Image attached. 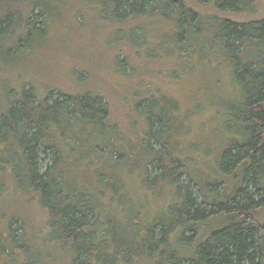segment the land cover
Returning <instances> with one entry per match:
<instances>
[{"label": "trees", "instance_id": "16d2710c", "mask_svg": "<svg viewBox=\"0 0 264 264\" xmlns=\"http://www.w3.org/2000/svg\"><path fill=\"white\" fill-rule=\"evenodd\" d=\"M192 1L214 3L227 13L245 6L242 0ZM50 2L0 3V62L17 57L36 39L45 37L51 17ZM104 5L113 6L121 19L176 14L178 36L184 35V40L189 33H201L200 14L177 0H108ZM22 8L28 11L27 16ZM165 9L169 15H165ZM213 23L217 26H211L214 32L210 48L216 46L226 55L239 88L237 103L228 105L231 112L227 114L230 123L238 127V139L228 143L216 175L207 183L193 182L168 152L169 144L163 134L172 123L162 114V98L151 95L134 109L143 116L146 126L137 154L131 142L124 144L125 138L110 122L109 109L100 96L62 94L54 99L49 92L41 98L28 83L22 81L13 88L16 78L8 74L4 77L5 88L0 94V98L4 97L0 102V178L5 166L11 165L13 184L36 200L46 214L45 230L49 235H44L43 242L47 246L59 245L58 250H51L61 261L264 264V20L239 24L214 19ZM184 40L179 39L181 44H185ZM157 124L161 128L158 131ZM88 129L98 132L95 138ZM151 140L159 148L150 145ZM88 141L91 145L84 147ZM136 160L141 164L143 183L138 185L142 191L157 194L168 188L174 195L161 209L164 216L144 227H140L141 214L134 209L133 199L124 192L129 183H124L123 174L129 175L126 171L134 169ZM167 164L170 171L165 168ZM152 170L156 171L153 179ZM182 177L188 182L182 183ZM155 180L167 183H154ZM131 184L137 191V184ZM5 187L0 180V190ZM138 196L135 197H144ZM110 198L119 202L122 209H130L122 221L126 218L132 234L122 229L116 215L109 213ZM16 224L18 219L11 217V246L16 245L20 257H25L23 264H34L37 254L24 240L15 242L10 228Z\"/></svg>", "mask_w": 264, "mask_h": 264}, {"label": "rangeland", "instance_id": "374dc122", "mask_svg": "<svg viewBox=\"0 0 264 264\" xmlns=\"http://www.w3.org/2000/svg\"><path fill=\"white\" fill-rule=\"evenodd\" d=\"M106 1L52 0L45 37L40 41L36 39L17 57L0 62V94L8 74L16 78L13 88L24 81L33 86L41 98L49 92L54 99L62 94L100 96L109 109L110 122L121 130L124 144L131 142L137 154L139 139L145 135L146 126L143 116L134 109L144 104V99L148 101L151 95L162 98V114L172 123L169 131L163 134L169 144L168 152L180 162L193 182L207 183L216 175L228 143L238 139V127L230 123L227 114L231 112L228 105L237 103L235 98L239 88L226 55L213 44L215 49L210 48L212 27L217 26L213 21L229 19L239 24L262 21L264 0H242L245 6L230 13L217 9L214 3L203 5L192 0H177L192 7L201 18V33H189L186 40L184 35L178 36L176 14L164 17L153 13L121 19L114 13L113 6L104 5ZM22 9L23 15L27 16L28 11ZM166 11L165 15H169ZM207 26L212 27L208 30L205 29ZM3 100L2 96L0 102ZM160 129L157 124L156 131ZM87 131L93 132L94 138L98 134L93 129ZM91 141L84 147L91 145ZM150 145L159 148L153 140ZM136 163L133 170L126 171L128 176L123 174L124 183H129L124 192L133 199L134 209L141 214L140 227H144L154 218L164 216L161 209L174 195L168 188L157 194L148 193L146 189L142 191L138 185L143 183L141 164L137 160ZM84 165L82 170L86 168V163ZM165 168L171 170L169 164ZM9 171L12 173V166L8 164L0 178L6 186L0 190V264L25 262L17 246H11L8 226L11 217L18 219V224L10 228L15 242L24 240L31 252L37 254L34 264H68L56 257L59 245L48 247L43 242L49 235L45 230L46 214L36 200L13 184L15 181ZM155 174L156 171L150 172L151 179ZM79 180L77 176V183ZM153 182L167 183L164 180ZM181 182L188 180L182 177ZM131 183L137 184V191L134 192ZM161 186L166 189L165 185ZM138 195L144 197L136 198ZM110 200L109 213L116 215L122 229L132 234V226L126 218L122 221L130 209L124 210L119 202ZM137 263L153 264L151 260Z\"/></svg>", "mask_w": 264, "mask_h": 264}]
</instances>
